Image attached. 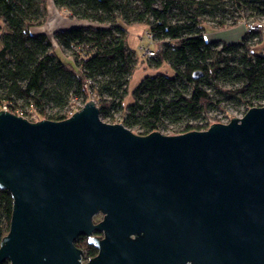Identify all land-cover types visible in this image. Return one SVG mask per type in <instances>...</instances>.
I'll return each instance as SVG.
<instances>
[{
	"label": "water",
	"instance_id": "95a60500",
	"mask_svg": "<svg viewBox=\"0 0 264 264\" xmlns=\"http://www.w3.org/2000/svg\"><path fill=\"white\" fill-rule=\"evenodd\" d=\"M0 191L12 199L0 264H184L189 216L214 235L210 264H264V105L173 136L106 123L93 100L63 121L0 111ZM99 211L100 228L112 222L124 237L97 242L98 255L82 262L74 241ZM148 211L172 216L174 258L166 246L142 263L140 245L117 229L131 226L124 215Z\"/></svg>",
	"mask_w": 264,
	"mask_h": 264
},
{
	"label": "trees",
	"instance_id": "16d2710c",
	"mask_svg": "<svg viewBox=\"0 0 264 264\" xmlns=\"http://www.w3.org/2000/svg\"><path fill=\"white\" fill-rule=\"evenodd\" d=\"M51 3L84 25L57 29L50 37L33 33L47 21L46 0H0V111L6 108L29 122L63 121L73 101L85 104L94 95L104 122H115L118 114L120 124L145 136L206 130L220 122L209 114L222 110V104L242 107L244 114L264 105V55L253 47L262 40L261 31L246 33L235 44L205 39L208 29L264 20V0ZM133 26H144L158 46L154 57L146 56L148 68L168 66L173 76L144 77L125 106L139 64L128 45ZM194 73L201 77L194 79ZM11 210L10 194L0 191V241ZM84 253L86 260L90 252Z\"/></svg>",
	"mask_w": 264,
	"mask_h": 264
},
{
	"label": "flooded vegetation",
	"instance_id": "af4514ba",
	"mask_svg": "<svg viewBox=\"0 0 264 264\" xmlns=\"http://www.w3.org/2000/svg\"><path fill=\"white\" fill-rule=\"evenodd\" d=\"M107 215L102 212L93 214L92 231L88 237H78L74 241V246L77 250L81 251L82 262H87L90 259L95 258L99 249L97 242L106 239H122L124 236L113 235L115 227L112 222L107 225L106 229L100 228L101 223L105 220ZM121 221L125 224L130 223L128 226L118 228H124V233L128 234V238L132 242H137L140 245V259L142 263H148L149 261H157L159 253L167 246V253L169 259L175 257L176 254V236L175 227L173 224L172 216L168 215L165 219L162 213H155L148 211L140 214L124 215ZM214 235L208 233V224L204 217L189 216L188 226L186 231V238L184 240L185 262L184 264H210L214 259L212 254L215 253L214 249ZM217 241V239H216ZM90 252L89 257L83 260L85 250ZM163 252V251H161Z\"/></svg>",
	"mask_w": 264,
	"mask_h": 264
},
{
	"label": "rangeland",
	"instance_id": "374dc122",
	"mask_svg": "<svg viewBox=\"0 0 264 264\" xmlns=\"http://www.w3.org/2000/svg\"><path fill=\"white\" fill-rule=\"evenodd\" d=\"M50 1L51 0H46L47 21L40 28H42V29L45 28L47 30V27L50 26L47 23L53 17L58 18L59 20H61L64 23L63 25H61V27H58L55 30L63 28V27L67 28L70 26L69 28H71V26L72 27L76 26V23L74 21L69 20L63 12L58 11L54 7H53V10L50 12L53 15L50 14L49 10H48L49 6L51 4ZM65 23H67L66 26H65ZM258 23H261L262 25H264V20H261ZM81 24H83V23H81ZM128 32H129L128 45L131 49H133L136 52L137 58L139 60V64L137 65V68H136L134 74L132 75V77L130 79V82L128 85V95L124 101L125 106L132 103L131 93L144 77L155 76L157 74H162V75H166V76H173V72L168 66H163L157 70L148 68V66L146 64L147 58H146V56H144V52L146 49L154 51V50H156V47L158 48V46L154 42L152 43L150 40L147 39L146 34L148 33V31L144 26L130 27L128 29ZM33 33H35V32H33ZM39 33H45L48 37H50V35L52 34V32L48 33L46 31H41ZM259 34L262 35V40L260 42H255L253 47H254V49H256L258 51L259 54L264 55V29ZM56 51L58 52V50H56ZM58 54L60 55V53H58ZM65 58L67 61L68 60L67 57H65ZM94 98H95L94 95H91L88 98V100L94 101ZM83 106H84V102L73 101L69 106L67 115L69 114V116H70L72 113L78 111ZM221 107H222V110L210 112V114H209L210 117H216L217 119H219V121H220L219 123H221V124H227L232 118H241L244 115V108H242V107L238 108V107L232 105L231 103L222 104ZM32 119L35 121L36 120L35 116H33ZM114 119H115V122L109 123V124H120L118 114L114 115ZM36 122H37V120H36ZM161 134L165 135V136H173V134H171L170 132H162Z\"/></svg>",
	"mask_w": 264,
	"mask_h": 264
},
{
	"label": "crops",
	"instance_id": "0c3cea01",
	"mask_svg": "<svg viewBox=\"0 0 264 264\" xmlns=\"http://www.w3.org/2000/svg\"><path fill=\"white\" fill-rule=\"evenodd\" d=\"M52 7H54L53 4ZM72 21H74L76 25L82 23L75 20ZM69 27L63 29H68ZM245 34H246L245 26L243 24H240L239 26H236L232 29L222 30V31L208 29L205 34V39L209 42L219 41L227 44H235L240 42Z\"/></svg>",
	"mask_w": 264,
	"mask_h": 264
},
{
	"label": "built area",
	"instance_id": "2783aa9c",
	"mask_svg": "<svg viewBox=\"0 0 264 264\" xmlns=\"http://www.w3.org/2000/svg\"><path fill=\"white\" fill-rule=\"evenodd\" d=\"M245 26V31L246 33H253V32H260L262 31L264 28V25H262L261 23L255 22V23H244L243 24ZM146 37L148 40H152V37L149 33L146 34ZM155 55V51L146 49L144 52V56L147 57H154ZM1 111H6V108H3Z\"/></svg>",
	"mask_w": 264,
	"mask_h": 264
},
{
	"label": "bare ground",
	"instance_id": "6f19581e",
	"mask_svg": "<svg viewBox=\"0 0 264 264\" xmlns=\"http://www.w3.org/2000/svg\"><path fill=\"white\" fill-rule=\"evenodd\" d=\"M51 2V1H50ZM49 13L53 10V7H52V4H50V6H49ZM50 14H52V13H50ZM53 15V14H52ZM55 16V15H54ZM51 18V17H50ZM47 24H49L50 26L49 27H47V30L44 28V29H42V28H33V29H31V32H35V33H39V32H41V31H46V32H48V33H50V32H53V31H55V29L56 28H58V27H61V25H63L64 23L61 21V20H59L58 18H56V17H53V18H51L50 20H49V22L47 23ZM67 25V23H65V26ZM64 28V27H63ZM63 28H60V29H63Z\"/></svg>",
	"mask_w": 264,
	"mask_h": 264
}]
</instances>
